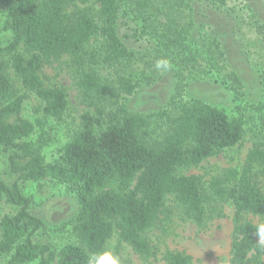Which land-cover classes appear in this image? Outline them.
Here are the masks:
<instances>
[{
	"label": "trees",
	"instance_id": "16d2710c",
	"mask_svg": "<svg viewBox=\"0 0 264 264\" xmlns=\"http://www.w3.org/2000/svg\"><path fill=\"white\" fill-rule=\"evenodd\" d=\"M221 9L226 1L207 0ZM80 3L82 6L78 5ZM143 12L150 4L139 2ZM74 10L70 11V8ZM124 0H0V150L9 172V184L0 178V264H88L90 254L107 249L118 234L120 244L139 257L157 256L147 233L173 215L172 199L180 213L203 227L221 218L217 204L234 209L230 258L227 264H264V246L250 217L264 220V143L248 154L241 170L227 169L208 182L183 170L199 168L207 160L236 147L244 138L241 117L201 100L166 113V130L158 137L150 118L118 102L107 111L97 102L113 97L99 70L118 68L116 85L130 97L136 85L121 65L132 59L122 36ZM180 30L155 33L169 53L182 48ZM99 40V41H98ZM64 58L74 73L84 102L95 111L80 116L79 130L57 159L45 163L42 150L56 141L47 121L62 122L68 110L66 90L48 86L43 70ZM42 104L43 119L24 117L26 95H19L11 77ZM264 129V114L261 116ZM38 132L36 142L29 141ZM51 178L74 193L78 214L73 235L78 244L59 251L41 242L43 221L33 213V200L22 186ZM165 264H191L186 253L166 251Z\"/></svg>",
	"mask_w": 264,
	"mask_h": 264
},
{
	"label": "rangeland",
	"instance_id": "374dc122",
	"mask_svg": "<svg viewBox=\"0 0 264 264\" xmlns=\"http://www.w3.org/2000/svg\"><path fill=\"white\" fill-rule=\"evenodd\" d=\"M147 0H124L122 36H129L126 44L132 59L121 65V72L132 77L135 94L126 97L116 85L118 68L99 70L113 97L97 102L107 111L116 103H125L136 113L151 120L155 137L166 130L164 115H175L178 106L193 100H201L224 110L230 118L241 117L245 123L244 138L234 148L204 162L201 167L183 170L182 174L196 175L208 182L211 177L222 176L227 169L241 170L248 154L264 143L261 116L264 114V0H224L221 9L209 5L207 0H148L147 11L139 6ZM78 5L82 6L80 3ZM74 7L70 8V11ZM0 22L5 18L0 14ZM173 27L180 30L179 42L183 45L169 53L161 46L155 33L163 34ZM11 34L4 32L0 45L5 46ZM99 41V40H98ZM168 59L171 70H157L155 63ZM10 77L19 93L26 95L24 117L31 123L43 119L41 102L26 93L13 71ZM42 78L48 86H59L68 94L69 106L62 122L48 120V127L56 134V141L42 150L45 163L58 158L63 147L79 130L83 112L95 111L83 100L76 86L69 59L64 58L43 70ZM36 131L29 141L36 142ZM0 178L12 184L17 177L8 169L5 155L0 150ZM27 197L33 200V213L44 228L40 234L42 243L59 251L69 244H78L73 235V223L78 214L77 198L68 187L51 178L41 183L22 186ZM172 217L163 225L150 230L146 237L156 250L155 258L145 260L126 244H120L118 234L108 242L121 259V264H165L166 251L186 253L191 264H227L233 234V206L217 204L221 218L212 217L200 227L184 217L175 202L170 199ZM255 223H264L250 217Z\"/></svg>",
	"mask_w": 264,
	"mask_h": 264
},
{
	"label": "clouds",
	"instance_id": "9594fccd",
	"mask_svg": "<svg viewBox=\"0 0 264 264\" xmlns=\"http://www.w3.org/2000/svg\"><path fill=\"white\" fill-rule=\"evenodd\" d=\"M155 68L167 72L171 70L172 65L168 59H159L155 63ZM255 231L259 236V243L264 246V223L256 225ZM88 264H121V259L111 248H107L98 253L90 254Z\"/></svg>",
	"mask_w": 264,
	"mask_h": 264
}]
</instances>
